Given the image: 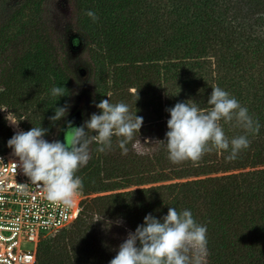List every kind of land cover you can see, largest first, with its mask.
Here are the masks:
<instances>
[{"label": "trees", "instance_id": "trees-1", "mask_svg": "<svg viewBox=\"0 0 264 264\" xmlns=\"http://www.w3.org/2000/svg\"><path fill=\"white\" fill-rule=\"evenodd\" d=\"M41 3L26 0L0 25V107L16 104L17 72L35 65L52 88L66 89L51 97L54 108L44 118L54 137L69 117L81 126L99 114L95 104L107 89L113 104H127L143 123L127 154L115 136L105 152L90 143V159L76 173L85 196L81 214L38 245L35 264H109L146 214L160 219L170 206L190 210L207 227L201 264H264V0H70V33L57 53L40 20ZM29 4L33 16L12 31ZM74 55L80 60L70 63ZM214 86L248 109L259 133L249 135L250 146L235 160L214 150L195 164L171 163L159 141L168 130L166 109L187 102L207 110ZM66 104V117L50 122L55 108ZM221 125L229 138L242 134ZM13 134L0 113V152L11 150ZM147 136L154 146L144 152L136 142Z\"/></svg>", "mask_w": 264, "mask_h": 264}, {"label": "clouds", "instance_id": "clouds-1", "mask_svg": "<svg viewBox=\"0 0 264 264\" xmlns=\"http://www.w3.org/2000/svg\"><path fill=\"white\" fill-rule=\"evenodd\" d=\"M85 15L93 22L98 20L92 10L86 11ZM65 90L63 86L53 87L51 94L59 98L66 95ZM135 96L136 101L139 98L137 90ZM206 103L209 107L203 111L195 103L187 102H177L166 109L170 117L167 120L168 130L166 139L159 141L166 147L171 163L191 161L195 164L214 150L227 152L226 159L235 160L242 150L250 146L249 135L259 133V121L219 86L211 87ZM68 107L67 104L56 107L49 121L55 124L66 117ZM95 107L100 113L91 114L81 126H73L71 121H67L63 142L46 140L44 137L48 129L41 126L28 131H15L7 141L12 155L18 158L15 168L18 166L32 183L42 186L50 202L64 205L74 202L83 188V181L76 173L90 159L91 142L99 146L98 152H105L111 150L112 137L115 136L122 154H127L128 143L134 134H139L143 117L131 113L127 104H113L109 98L102 99ZM8 109L7 106L0 107L2 111L7 112ZM10 113L5 119L10 126L18 129L19 121L23 119L12 118ZM221 121L240 129L242 134L227 137ZM89 133L94 135L89 137ZM145 143L151 141L146 138ZM206 234L207 227L198 224L190 210L178 212L170 206L167 214L160 219L151 213L146 214L143 223L128 232L109 264H200V257L207 251Z\"/></svg>", "mask_w": 264, "mask_h": 264}, {"label": "built area", "instance_id": "built-area-1", "mask_svg": "<svg viewBox=\"0 0 264 264\" xmlns=\"http://www.w3.org/2000/svg\"><path fill=\"white\" fill-rule=\"evenodd\" d=\"M12 150L0 152V264H35L38 245L78 219L85 196L53 203L23 174Z\"/></svg>", "mask_w": 264, "mask_h": 264}, {"label": "rangeland", "instance_id": "rangeland-1", "mask_svg": "<svg viewBox=\"0 0 264 264\" xmlns=\"http://www.w3.org/2000/svg\"><path fill=\"white\" fill-rule=\"evenodd\" d=\"M33 2V1H32ZM31 2V3H32ZM26 3V0H0V25L6 21V19L20 6ZM32 4L27 5L25 10L22 12L20 17L12 24L11 30L14 31L19 28L20 24L28 20L33 16V11L30 9ZM40 20L43 22L47 29L49 30V38L53 41L54 51H61V40L63 35L69 31L70 33V18L73 15V12H70V0H42L41 10L39 12ZM23 34L19 35V41L21 40ZM74 48V47H73ZM75 49V48H74ZM20 52V49H17ZM75 54L74 52H72ZM80 58L78 55H74L70 58V63L79 61ZM84 68L79 66L78 69ZM85 69V68H84ZM86 70V69H85ZM16 88L17 99L16 104H10L7 107L9 108L6 111L0 110V113L4 118L11 112L10 115L15 119H23L19 121V128H14L9 125L6 121V125L9 126L10 130L14 133L15 131L23 130L28 131L32 127H43L44 118L49 114L54 108V100L51 98V89L52 86L49 85L43 79L42 71L35 67V65L27 66L23 71H18L16 75ZM108 88V87H107ZM134 88H130L132 92ZM107 95L103 99H109V90L107 89ZM128 101H131L130 97H126ZM57 99V98H56ZM114 101L111 100L110 102ZM112 103V102H111ZM129 104V103H128ZM4 107V106H1ZM146 109H150V106H145ZM79 112H81L79 110ZM20 114V115H19ZM26 118V119H24ZM37 125V126H36ZM57 130L55 131V137L49 132L45 135V139L49 142L56 140ZM146 138L151 141V143H145ZM137 143V148L143 150L144 152H149L154 146V141L151 140L148 136L143 140H139ZM105 192H101L102 194ZM203 257H200V264Z\"/></svg>", "mask_w": 264, "mask_h": 264}, {"label": "flooded vegetation", "instance_id": "flooded-vegetation-1", "mask_svg": "<svg viewBox=\"0 0 264 264\" xmlns=\"http://www.w3.org/2000/svg\"><path fill=\"white\" fill-rule=\"evenodd\" d=\"M67 121H71L72 122V125L73 126H76V127H79V122H78V119L77 118H74V119H70V117L62 124L61 128H60V131H59V134H58V137L57 139L60 140V136L62 135V132H63V135H62V138H61V142L64 141V137H65V131L67 129Z\"/></svg>", "mask_w": 264, "mask_h": 264}, {"label": "water", "instance_id": "water-1", "mask_svg": "<svg viewBox=\"0 0 264 264\" xmlns=\"http://www.w3.org/2000/svg\"><path fill=\"white\" fill-rule=\"evenodd\" d=\"M81 42H82L81 40H78V43H77L74 47H75V48L80 47ZM79 72H80L81 75H84L85 72H86V70H85L84 68H81V69L79 70ZM62 135H63V132H62ZM62 135L60 136V140H61V138H62Z\"/></svg>", "mask_w": 264, "mask_h": 264}]
</instances>
